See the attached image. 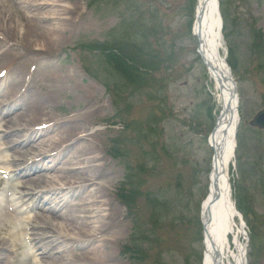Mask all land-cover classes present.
Returning a JSON list of instances; mask_svg holds the SVG:
<instances>
[{"label": "bare ground", "instance_id": "6f19581e", "mask_svg": "<svg viewBox=\"0 0 264 264\" xmlns=\"http://www.w3.org/2000/svg\"><path fill=\"white\" fill-rule=\"evenodd\" d=\"M63 1L0 0V87L17 72L15 63L50 62L63 49L61 35L68 23L73 24L74 15L73 9L60 5ZM14 7L28 8L30 16L15 10L13 19ZM210 11L211 5L198 8L201 22L193 24L190 46L196 55L195 71L203 74L205 92L218 109L206 140L209 170L200 199L205 201L198 211L204 243L201 264H244L242 228L235 222L228 174L234 148V124H228L235 100L221 55L219 23L213 25ZM16 48L22 52H15ZM74 78H79L76 71L59 77L61 82ZM21 98L10 89L0 101V264L5 247L17 250L23 245L33 257L37 253L50 258L51 264H115L109 246L117 238L111 230L118 217L101 183L105 164H98L97 150L88 140L93 129L75 115L55 118L41 103L31 104L27 113L12 114ZM18 213L27 216L15 218ZM76 248L83 252H74ZM56 252L72 255L52 257Z\"/></svg>", "mask_w": 264, "mask_h": 264}, {"label": "rangeland", "instance_id": "374dc122", "mask_svg": "<svg viewBox=\"0 0 264 264\" xmlns=\"http://www.w3.org/2000/svg\"><path fill=\"white\" fill-rule=\"evenodd\" d=\"M188 1L151 0L165 16L172 31L167 45H172L175 58L170 71V80L165 83L164 89L173 113L169 116L171 117L169 120L165 113L167 122L164 124V142L173 147L178 156L175 162L181 164L175 167L173 162L163 160L162 165L169 172L167 170L166 175L149 179L147 188L162 197L172 199L174 211L187 219L186 234L191 237L195 231L198 203L205 188L209 158L206 140L214 125L216 105L213 98L205 92L203 74L195 71L193 58H196V55L190 47L192 38L188 29L190 21ZM88 2V0H64L60 3L74 10L73 24L68 23L65 32L61 35L65 40L63 49L50 62L34 63L27 60L15 63L17 72L5 78L0 87V101L8 90L13 89L19 92L22 98L21 105L12 114L27 113L31 104L41 103V108L51 116L66 120L75 115L79 121L84 122L82 125H89L93 129L88 133V140L94 143L97 150L100 158L98 164H105L101 183L107 187L109 199L118 217V223L111 230L117 238L109 247H112L115 254V264H134L133 251L130 247L135 224H138L136 212L142 214L146 211L141 200L134 206V214L129 213L120 202L118 189L124 177V166L127 164L121 158H112L109 152L111 145L117 141L119 146L130 150V158L133 162L138 160L137 146L129 142L131 140L127 135L126 126L129 119L126 117L131 120L144 119L151 107L147 103L133 105L128 115H124L123 118L117 116L118 112L124 110V105L121 104L117 109L119 103H113L111 94L107 91V86L113 83L109 69L97 52H91L85 47L93 42L104 41L115 30L120 18L116 6L111 3L108 6L101 5V9L95 10L88 8ZM219 2L224 13L223 16L221 11L225 28L224 34L222 33L225 51L223 55L229 59L228 50L232 47L236 67L232 74L241 107L240 132L245 134L249 146L247 156L242 160L243 168L237 169L236 165L231 166L229 179L233 181L234 186L243 191L242 195L250 201L255 214L260 217L259 223L263 224L259 242H254V247L261 249L253 258L252 264H264V188L255 183L254 176V173L264 174V131L253 129L249 125L254 116L264 110V73L259 71L257 59L251 51L253 31L260 32L264 38V0H219ZM15 10L27 16L31 13L28 8L14 7L10 13L13 19L16 16ZM34 33L39 34L38 31ZM225 35L228 39H225ZM15 52L22 50L16 48ZM73 71L78 73L79 78H74L73 82H61L60 74ZM26 73H30V76L28 74L26 77ZM164 78L156 77L157 80L163 81ZM209 110L210 116H208ZM250 130L254 132L250 133ZM177 172L179 183H176L174 177ZM72 200H68L69 203H72ZM26 216L18 213L15 218ZM189 226L191 228L188 231ZM161 228L159 227L158 230ZM158 235L167 245L153 246L155 255L159 254V259L163 263L181 264L182 253H187V248H193L201 255V244L190 247L185 238L176 236L175 230H161ZM168 247L172 250L171 256L167 253ZM82 250L76 248L74 252L81 253ZM248 250L247 248V252ZM59 255L71 257L72 252L68 254L56 252L52 257ZM1 258L3 264H51L50 258L40 257L37 253L33 257V251L28 250V245H23L17 250L14 247H5V250L1 251ZM192 264H197L194 258Z\"/></svg>", "mask_w": 264, "mask_h": 264}, {"label": "trees", "instance_id": "16d2710c", "mask_svg": "<svg viewBox=\"0 0 264 264\" xmlns=\"http://www.w3.org/2000/svg\"><path fill=\"white\" fill-rule=\"evenodd\" d=\"M88 1L89 7L95 8V10L101 9V5L116 6L120 18L115 30L104 41L93 42L85 47L90 51L97 52L109 69L113 83L107 86V91L111 94L113 103H119L117 109L121 104L124 105V110L116 113L117 116L123 118L128 115L133 105L138 104L139 106L147 103L151 107L144 119L131 120L126 117L129 119L126 126L127 135L131 140L129 142L137 146L138 160L133 162L130 158V150L119 146L117 141L111 145L109 152L112 158H121L127 164L124 166V177L118 189L120 202L129 213L134 214V206L141 200L146 211H143L142 214L136 212L138 224H135L130 247L133 251L134 264H166L159 259V254L155 255L154 252L153 246L155 245L167 246L165 240L159 237V231L175 230L176 236L186 237L189 246L199 242L196 227L191 234L192 237L188 235V240L187 219L174 211L172 199L162 197L147 188L149 179L167 174L168 169L162 165L164 164L163 160L173 162L175 167L181 164L175 162L178 156L173 147L164 142V124L167 122L165 113L168 117L173 113L170 104H168L166 89H164L165 83L170 80V71L175 58L172 45H167L172 31L165 16L157 6L152 4L151 0ZM194 1L189 0L187 3L190 21ZM252 39L251 51L257 59L259 71L264 73V38L260 32L253 31ZM229 56L228 63L234 70L236 67L231 47ZM158 76L165 77V80H157ZM208 116H210V110ZM247 145L245 134L240 132L239 128L236 150L239 168H243L242 159L249 151ZM244 165H246L245 162ZM254 176L258 185L264 187V174L254 173ZM174 177L176 183H179L178 172ZM235 200L236 207L243 215L249 228L251 252L248 256L249 264H252V251L256 249L254 242H259L263 224L259 223L260 217L255 215L249 201L242 195L240 189L236 192ZM191 226L188 227V231ZM159 227L162 228L158 230ZM187 249V253H182V263L192 264L193 257L199 261L198 253L193 248ZM171 252V248L168 247L167 253L171 255Z\"/></svg>", "mask_w": 264, "mask_h": 264}, {"label": "water", "instance_id": "95a60500", "mask_svg": "<svg viewBox=\"0 0 264 264\" xmlns=\"http://www.w3.org/2000/svg\"><path fill=\"white\" fill-rule=\"evenodd\" d=\"M205 4V5H203ZM205 6L206 9L209 8V6L211 5V11H210V19H212L213 21V25L215 26L217 22H220L219 16H218V2L217 0H197L196 3V11L198 10V8L200 6ZM198 12H196V24H200V20H201V16H197ZM229 81L232 85L231 87V94H232V102L234 103L235 100V92H236V88H235V84L233 82V79L229 76ZM235 111L233 110L231 119L229 121L228 127H231L237 118V104H236V100H235ZM232 105V103H231ZM233 107V105H232ZM251 125L260 129H264V111L260 112L255 118L254 120L251 122Z\"/></svg>", "mask_w": 264, "mask_h": 264}]
</instances>
